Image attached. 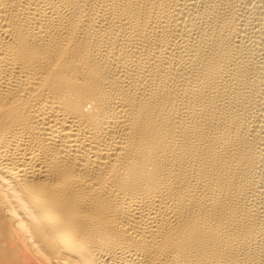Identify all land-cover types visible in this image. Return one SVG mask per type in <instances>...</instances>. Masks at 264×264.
Returning <instances> with one entry per match:
<instances>
[{
	"label": "bare ground",
	"instance_id": "bare-ground-1",
	"mask_svg": "<svg viewBox=\"0 0 264 264\" xmlns=\"http://www.w3.org/2000/svg\"><path fill=\"white\" fill-rule=\"evenodd\" d=\"M0 264H264V0H0Z\"/></svg>",
	"mask_w": 264,
	"mask_h": 264
}]
</instances>
